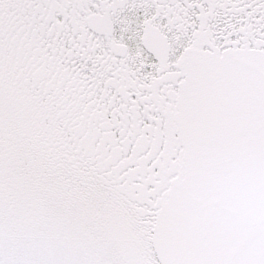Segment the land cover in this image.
I'll list each match as a JSON object with an SVG mask.
<instances>
[{
  "label": "snow or ice",
  "instance_id": "6c2138e0",
  "mask_svg": "<svg viewBox=\"0 0 264 264\" xmlns=\"http://www.w3.org/2000/svg\"><path fill=\"white\" fill-rule=\"evenodd\" d=\"M0 264H264V0H0Z\"/></svg>",
  "mask_w": 264,
  "mask_h": 264
}]
</instances>
